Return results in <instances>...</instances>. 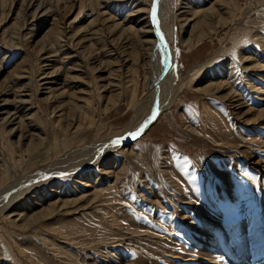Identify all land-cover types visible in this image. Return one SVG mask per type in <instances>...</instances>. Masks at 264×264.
<instances>
[{
    "label": "rangeland",
    "instance_id": "1",
    "mask_svg": "<svg viewBox=\"0 0 264 264\" xmlns=\"http://www.w3.org/2000/svg\"><path fill=\"white\" fill-rule=\"evenodd\" d=\"M232 263L264 264V0H0V264Z\"/></svg>",
    "mask_w": 264,
    "mask_h": 264
},
{
    "label": "bare ground",
    "instance_id": "2",
    "mask_svg": "<svg viewBox=\"0 0 264 264\" xmlns=\"http://www.w3.org/2000/svg\"><path fill=\"white\" fill-rule=\"evenodd\" d=\"M135 1V0H134ZM231 3V2H230ZM223 7V6H222ZM224 9V8H223ZM222 10V9H221ZM157 14V13H156ZM208 14V13H207ZM221 14V13H219ZM223 14V13H222ZM221 14V15H222ZM213 15H216V14H213ZM207 18V17H205ZM162 19V13L159 12L157 14V18L154 19V23H155V33H156V36L159 38V42L157 44V50L156 52H159L162 56V59L158 62V68L161 67L162 70H161V73L162 75L160 77H156V78H151L148 85H147V90H148V94H156V89L158 87V85H164L165 86V82L168 78H170L172 76V71H173V68L175 67V52L174 50L172 49V47L170 46L169 42L167 41L166 37L164 36V33L163 31L161 30V20ZM203 21V20H202ZM146 23H149L148 20ZM149 27V28H147ZM152 25H148V24H145L144 26H141L140 27V34H144L146 36V33L148 32H152V29H151ZM146 28L148 30H146ZM126 29V28H125ZM130 30V29H129ZM138 30V28H137ZM170 31V34L172 33V30L171 28L169 29ZM143 35V37H144ZM144 41V40H143ZM150 41V40H149ZM148 41V42H149ZM154 42V41H152ZM150 44V49H152V45L154 43ZM155 47V46H154ZM153 47V48H154ZM163 66V67H162ZM159 70V69H158ZM156 72V71H155ZM154 73V72H153ZM173 84V83H172ZM172 84H168L167 85V89H166V100H165V103L163 105H161L160 103H158L157 101L154 103V106H153V111L151 113V115L149 116V118L147 119V121L142 124L140 126V128L136 131H134L133 133H136V132H139L138 135L136 136H130V137H134V138H137L139 137V135H141L145 129H147V127L155 121V119L157 118V116L162 113V111L171 106L173 104V101H174V97L176 95V91H174V89L172 90L173 86ZM6 120V119H4ZM8 120V119H7ZM6 123V122H5ZM125 139V138H124ZM126 140V139H125ZM124 140L121 139L118 141V144H120L121 142H123ZM116 146V145H115ZM119 146V145H118ZM121 146V145H120ZM114 148V146L112 147ZM114 149L117 150V147H115ZM110 149H108V152H109ZM99 160V159H98ZM227 248V247H226ZM245 260V259H244ZM234 262V261H233ZM249 262V261H247ZM240 263V261H239ZM257 263V262H256ZM234 264V263H232ZM244 264V263H243Z\"/></svg>",
    "mask_w": 264,
    "mask_h": 264
},
{
    "label": "snow or ice",
    "instance_id": "3",
    "mask_svg": "<svg viewBox=\"0 0 264 264\" xmlns=\"http://www.w3.org/2000/svg\"><path fill=\"white\" fill-rule=\"evenodd\" d=\"M153 15H155V13H153ZM139 134V132H136V133H130L129 135H131V136H136V135H138ZM116 142H118V141H116Z\"/></svg>",
    "mask_w": 264,
    "mask_h": 264
}]
</instances>
